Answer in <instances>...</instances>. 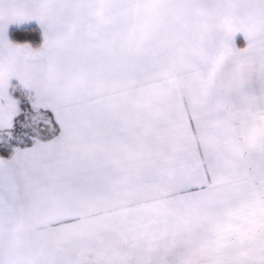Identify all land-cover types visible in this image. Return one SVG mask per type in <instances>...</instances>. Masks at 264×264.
Listing matches in <instances>:
<instances>
[{"label": "snow or ice", "instance_id": "1", "mask_svg": "<svg viewBox=\"0 0 264 264\" xmlns=\"http://www.w3.org/2000/svg\"><path fill=\"white\" fill-rule=\"evenodd\" d=\"M0 264H264V0H0Z\"/></svg>", "mask_w": 264, "mask_h": 264}]
</instances>
